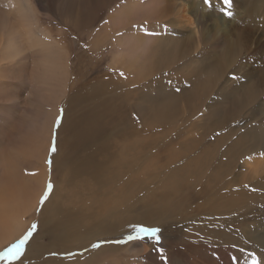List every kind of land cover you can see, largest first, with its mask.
<instances>
[{
    "label": "bare ground",
    "instance_id": "6f19581e",
    "mask_svg": "<svg viewBox=\"0 0 264 264\" xmlns=\"http://www.w3.org/2000/svg\"><path fill=\"white\" fill-rule=\"evenodd\" d=\"M159 1L153 0L154 6ZM7 2L9 4L11 0ZM11 6L13 11L4 10L0 16V100L4 103L0 117L4 126L12 125L8 131H4L0 124V251L17 241L35 224L39 225V232L29 241L30 250L25 252L24 259L38 257L36 261H41L40 257H43L45 261L38 264H72L80 256L65 260L64 255L83 252L105 236L133 226L156 227L177 220L186 226V231H181L185 240L199 243L201 247L208 242H217L228 245L234 254L238 253L237 246L239 243L242 245L238 211L242 205L248 207L253 204L244 202V197L252 195V200L255 199L252 189L255 186L254 172L258 170H246L243 175L246 187L241 188V180L236 179L235 189L229 190L227 184H233V169L238 168L243 156L236 140L220 153L219 149L226 138L214 137L213 142L218 147L215 155H207L199 160L194 157L188 161L189 154L184 155V151L190 150L192 142H201L200 136L191 138L192 135L187 136L182 130L176 131L175 126H162L159 132L146 128L145 94L152 87H146L140 78L134 77L141 75L142 70L135 69L132 77H128V74L136 66L135 55L145 56L146 60L142 62L144 68L150 64L151 51L157 38L148 37L152 42L151 47L140 46L143 38L140 36L129 38L132 49L130 45L121 47L122 44H119L122 52L117 53L118 61L114 67L122 68L121 77L124 78L113 79L115 72L107 71L90 85L72 90L69 89L71 73L69 50L65 48L67 44L63 45L49 29L40 25L34 8L20 5V0ZM112 20L113 16L104 30L111 29ZM66 21L77 36L86 34L89 37L94 32L92 20L87 17L72 15ZM229 25L230 32L233 27L236 44L246 48V44L253 40V33L246 28L240 29L243 24L237 25L235 20L234 24L231 21ZM253 27L252 32L255 30ZM196 30L192 33L194 37L198 35ZM173 33L162 31L160 36L166 39L176 37L180 48L192 43L189 40L192 37L184 33L178 37ZM104 38L101 36L95 43L92 42L95 51L101 47L100 42ZM257 49H264L263 42H258ZM235 54V48L229 47V55L234 57ZM8 64L11 66L6 67ZM173 64L177 69L187 67L177 59ZM261 64L264 65V57L255 62L258 67ZM196 78L197 82H201L199 75ZM221 78L214 77L210 83L223 81ZM5 79H11L13 83L28 89L22 112L15 113L13 106L8 105L15 102V93L5 84ZM194 79L195 76L184 81V86H189ZM175 81L181 82L180 78ZM248 87L246 85L244 89ZM181 93L178 89V95ZM189 95L188 92L184 93L186 98ZM262 95L264 92L260 97ZM224 97L225 88L222 87L215 92L213 100L220 102ZM239 98V93L225 97L223 109L226 114L232 116V113L244 112L245 108L255 104V101H243L235 105ZM193 100L196 99L189 97L191 103ZM63 104L67 107L59 133L56 134L55 151L51 153L52 125ZM187 105L190 103L186 101L185 108ZM170 107H167L168 111L166 107L163 110L162 120L168 121L165 125H174L175 113L180 115L177 109ZM171 112L173 117L166 120L165 117ZM17 124L20 131H15ZM160 132L162 135H159ZM151 148L157 153L149 156V159L152 157L149 160L146 150ZM160 152L166 153V156L163 157ZM165 159L166 162L160 165ZM207 160L213 164L211 173L206 172L210 168ZM147 162L155 169H151ZM190 165H194L198 177L189 174L187 168ZM49 180L55 186L41 204ZM194 203L197 204L195 218L198 220L191 224ZM206 215L213 220L204 222ZM249 237L264 248V241L259 234L253 233V229ZM38 242L43 243L39 245ZM72 243H77L74 248L69 247ZM53 244H60V249L51 248ZM114 247H103L95 253L89 251L82 257H113L114 250H125V246ZM35 252L34 257H29ZM124 256L127 258L130 254ZM23 257L22 262H25ZM93 262L102 264L103 260L95 259Z\"/></svg>",
    "mask_w": 264,
    "mask_h": 264
},
{
    "label": "rangeland",
    "instance_id": "374dc122",
    "mask_svg": "<svg viewBox=\"0 0 264 264\" xmlns=\"http://www.w3.org/2000/svg\"><path fill=\"white\" fill-rule=\"evenodd\" d=\"M7 1L6 3L3 0L0 1V16L4 10L13 11L11 5H15L18 2V0H11L9 3L11 5H9ZM20 5L31 9L34 8V11L37 12L36 15L40 19V25L49 29L63 45L67 44L65 48L67 51L69 50L68 60L71 73L69 89L72 90H76L83 85H90V82H93V80L107 71L115 72L113 79L120 78L122 68L114 67V64H117L118 61L117 53L122 52L119 44H122L121 47L129 46L130 37L140 36V38L143 37L140 46L150 45L151 47L152 42L148 37L155 36L157 39L151 51L153 54L151 55L150 64L144 68L142 62L146 60L145 56L135 55L136 66L135 68L132 67L130 74H128V77L130 75L132 77L135 69L142 70L141 75L134 77L140 78L146 87H152L151 91L145 94L144 118L146 128L157 129L159 132L162 126L164 128L175 126L176 131L182 130L187 133V136L192 135L191 138L200 136L201 142H192L190 150L184 151V155L189 154L188 161H191L194 157L199 160L204 159L207 155H215L218 152V147L213 142L214 137L226 138L225 144L219 149L220 153L225 151L232 141L236 140L242 148L243 156L239 160L238 168L236 166L233 169L234 172L231 176L233 184H227L229 190L231 188L235 189L236 179L241 180V188L246 187L243 184V175L246 170H258L254 172L255 186L252 189L255 199L252 200V195L244 197V202L251 204L253 202V204L248 205V207L242 205L238 211L241 226L240 239L242 242V245L239 243V246H237L238 253L235 252L234 254L233 251L228 249V245L217 242H208L204 244V247H201L199 243L185 240L181 236V231H186L185 224L177 220H171L156 227L145 226L160 230L158 233V244H154L152 240L147 238L129 243H115L125 239L132 231L131 228L99 239L94 243H99L101 245L99 248L90 246L89 249L87 248L83 252L77 251L69 255L66 254L63 258L72 259L80 256L76 257L72 264H95L93 262L95 259L103 260L102 264H245L246 261L247 264H251L248 253H254L257 258L264 259V248L249 237L253 229V233L259 234V237L264 241V111L262 110L264 108V100L262 99L264 95L260 97V94L264 92V65L261 64L260 67L255 65L258 58L264 57V49H257L258 42H263L264 44V41H262L264 40V0H232L231 17L223 14L225 6L222 0H211V6L205 5L203 0H160L155 6L153 0H20ZM193 6L194 8H192ZM241 8H245V11L243 10L242 12ZM115 11H120V13L114 14ZM195 14L197 15L194 16ZM72 15H80L91 19V28L94 32L89 37L86 34L81 36L78 34L77 36L73 32V28L69 26L70 23L66 21V18ZM111 16H113V20L109 30L111 32H109L104 29L109 26ZM193 16L197 19H194ZM235 16L238 18H235ZM121 18L122 20L119 23ZM234 20L237 25L243 24L240 29L246 28L250 33H253V40L249 43L250 46L247 43L246 48H242L236 44L237 39L233 35V27L231 32L229 28L230 22L232 21L234 24ZM118 23L120 27H118ZM250 25L252 27L255 26L253 27L255 29L254 32H252L253 29ZM194 29H197L196 31L198 32L195 37L192 35ZM162 31H167V33L174 32L178 37H181V34L184 33L185 36L192 37V40L189 39L192 43L185 48H180L176 37L166 39L160 36ZM101 36L105 38L100 42L101 47H99L98 51H95L92 42L95 43ZM258 36L262 39L260 40ZM231 46L236 51L234 57L229 55V47ZM132 47L133 45H130V49ZM175 59L187 67L177 69L176 65L173 64ZM112 64L113 66H111ZM8 66L11 65L8 64L6 67ZM197 75L200 76L201 82H197ZM202 75L203 77L208 75V77L202 79ZM194 76L195 79L190 82V85L184 86V81L190 80ZM219 76H222L221 79L223 81L210 83L212 78ZM234 76L235 78H233ZM179 78L181 82L177 83L175 80ZM4 81L15 93V102L8 103V105L13 106L15 113L18 111L22 112L21 108L25 96L28 95V89L13 83L11 79L9 81L5 79ZM246 85L250 87L244 89ZM222 87L225 88V97L237 93L241 94V98L235 101V105H240L243 101H255V104L245 108L244 112H230L233 114L232 116L226 114L223 109L225 108V97L220 102L213 100L215 92ZM178 89L182 92L180 95H178ZM185 92L190 93L187 98L184 96ZM189 97L196 100L191 103ZM186 101L190 105L185 108ZM261 101L262 103H260ZM3 106L4 103L0 100V109ZM169 106L174 107V110L177 109L178 114H180L177 115L175 113L176 122L174 125L171 123L165 125L168 121L162 120L163 110L166 107L165 110L168 111L169 108L167 110V107ZM66 107V104L62 105V109L52 125L51 153L58 138L56 134L57 132L59 133L60 122ZM173 115L171 112L165 119L170 120ZM58 120L59 123H57ZM0 124L3 125L1 117ZM11 126L9 124L3 125V130L8 131ZM15 131H20L19 124L16 125ZM159 135H162L161 132ZM146 151L148 152V159L149 156L157 153V151L154 152L153 148ZM160 153L163 154V157L166 156V153ZM184 161L186 162V160ZM210 161L207 160L210 166L206 170L207 173L212 172L213 164ZM165 162L166 159L160 165ZM147 165L152 166L150 162H147ZM193 166L190 165L187 168L190 170L189 174L199 176ZM198 167L202 169L200 165ZM151 169H155V166H152ZM53 181H55V178ZM49 184L52 187L48 191V196L51 195L55 186L49 180L46 185V191ZM196 206L197 204L195 203L192 205L194 212H191V224L198 220L195 218L197 214ZM212 220L213 218L210 215H206L204 222H211ZM176 226H180V228L177 229ZM38 232L39 225L33 232L32 238L37 236ZM43 242H38V244L40 245ZM76 244L72 243L69 247L74 248ZM127 245H131V247L127 248ZM108 246L112 248L113 246H115L114 248L125 246L124 248L127 251L114 250V253H112L114 254L113 257H82L89 251L95 253L97 250L99 251L101 248ZM50 247L60 249V244H53ZM161 249L163 250V256L161 255ZM27 250H30L28 244L25 247V252ZM36 253H32L29 257H34ZM129 254L130 257H127ZM123 255L127 258H123ZM36 259L25 260L23 257L25 261L23 264H38L45 261L43 257H40L41 261H36ZM122 259H124L123 262ZM17 263L20 264V262H14V264ZM0 264H5V262L0 261Z\"/></svg>",
    "mask_w": 264,
    "mask_h": 264
},
{
    "label": "snow or ice",
    "instance_id": "6c2138e0",
    "mask_svg": "<svg viewBox=\"0 0 264 264\" xmlns=\"http://www.w3.org/2000/svg\"><path fill=\"white\" fill-rule=\"evenodd\" d=\"M223 5L225 6L224 15L231 17V5L232 0H222ZM203 3L207 6H211V0H203ZM235 78V76L233 77ZM59 123V120L57 121ZM55 151V148L52 149ZM51 184L48 185V190L45 192L44 196H42L40 203L43 204L47 199L48 191L51 190ZM37 225L33 224L31 228L23 234L17 241L7 247L4 251H0V261L5 262V264H14V262H20L23 264L22 257L25 255V247L29 243L32 238L33 232L35 231ZM159 229L157 228H148L145 226H133L132 231L127 235V237L123 240L116 241L115 243H129L142 239H149L154 242V244L159 243ZM101 245L99 243L93 244V248H99ZM161 255L163 256V250L161 249ZM250 257L251 264H264V259L257 258L254 253L247 254ZM235 259V257H234ZM247 264V261L245 262Z\"/></svg>",
    "mask_w": 264,
    "mask_h": 264
}]
</instances>
